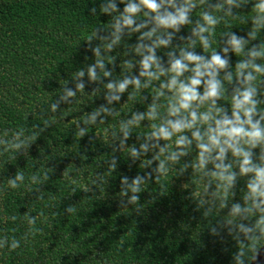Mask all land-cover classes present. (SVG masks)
<instances>
[{
    "label": "trees",
    "instance_id": "16d2710c",
    "mask_svg": "<svg viewBox=\"0 0 264 264\" xmlns=\"http://www.w3.org/2000/svg\"><path fill=\"white\" fill-rule=\"evenodd\" d=\"M108 2L0 0V241H4L0 264H235L237 243L226 227H220V222L233 204H244L247 178L238 177L227 197V208L220 209L217 198L212 214L204 216L208 205L197 209L196 202L190 198L191 187L188 191L182 187L184 183L202 187L204 181L191 168L180 173L186 161L195 159L194 144L192 152L174 165L175 171L144 186L139 193L140 212L133 205L119 206L121 199L127 200L120 196L122 177L127 176L131 183L138 174L143 176L150 171L141 169L140 164L144 159H151L154 153L149 151L133 161L126 151L113 154L112 148L101 142V137L106 129L109 140L112 131L121 136L119 124L131 119L133 113L146 112L154 92L152 88L142 89L129 99V94L134 92L130 86L119 102L108 105L104 85L129 75L121 68L124 60L139 61L140 57L131 48L137 44L140 33L129 35L125 30L120 44L111 53L101 51L102 57H116L114 64L105 63V71L113 73L111 77L92 83L85 75L84 92H78L68 103L61 102L56 112L51 111V105L59 100L65 87L75 90L74 74L81 69L86 73L87 67L96 61L87 38L98 28L104 29L101 34H107L112 30L109 25L114 22V16L123 12L125 4L114 0L118 12L102 13L101 8ZM237 2L241 6H232V15H224L227 4L224 11L214 12L220 22L210 36L211 49L205 52L197 41L194 49L197 54L210 58L211 50L215 49L224 55L226 33L249 40L245 53L253 45L264 43V29L256 30L255 39L248 37L254 27L252 18L257 15L253 6L258 0ZM218 3L224 0H207L205 5L198 6L190 14L191 24L181 28L169 49H158L157 56L166 64V53L183 46L186 41L180 38L191 36L196 23L202 22L200 13L213 11L212 5ZM142 19L141 14L137 22ZM99 44V40H92L93 46ZM227 56L229 71L233 73L239 60L249 58L232 51ZM256 63L264 65V59H257ZM130 75H139L138 64ZM154 87L159 88V82H154ZM225 88L226 96L218 103L229 109L230 115L232 85L225 81ZM260 88L264 92V84ZM94 89H99L95 95ZM160 103L166 106L167 101L162 98ZM101 106H109L119 115L98 118L95 125L88 126L87 135L77 138V128L71 121ZM260 107L264 108V104ZM165 111L166 107L160 109L161 116ZM100 119L105 122L101 124ZM46 120L54 123L45 127ZM154 122L159 123V119ZM154 122L144 120L133 128L125 148L135 145L139 149ZM80 127L85 125L81 123ZM36 133H39L36 139L30 140ZM13 143H22V147L14 149ZM164 143L160 141L161 146ZM114 144L118 145L119 139ZM259 151V148L254 150L257 155ZM84 156L87 159H82ZM112 158L116 160V168L110 171ZM156 166L153 163L151 168ZM18 172L25 178L18 188L12 189L7 182L15 179ZM65 173L76 182H70ZM84 185L91 191L84 192ZM215 191L214 182L208 196L210 203L211 193ZM69 205L77 208L75 214L65 212ZM26 217H35L36 224L29 225ZM213 227L219 235L211 234ZM33 228L37 230L35 235ZM13 239L20 241V246L10 251ZM263 245L264 239H261L258 249ZM245 264H251L247 256Z\"/></svg>",
    "mask_w": 264,
    "mask_h": 264
},
{
    "label": "clouds",
    "instance_id": "9594fccd",
    "mask_svg": "<svg viewBox=\"0 0 264 264\" xmlns=\"http://www.w3.org/2000/svg\"><path fill=\"white\" fill-rule=\"evenodd\" d=\"M120 2L125 4V7L122 13L114 16V22L109 25L112 30L107 34H101L104 29L98 28L87 38L89 50L96 57L95 63L87 67L86 73L81 69L74 74L75 90L65 87L59 100L51 105V111L56 112L61 102L68 103L78 92H84L85 75L92 83L101 81L102 77H111L113 73L105 71V63L114 64L116 57L110 55L102 57L101 51L111 53L114 47L120 44L125 30L129 35L140 33L137 44L131 48V51L140 57L139 61L124 60L121 68L129 75L104 85L107 90L105 99L108 105L119 102L122 94L130 86L134 92L129 94V99L142 89L152 88L154 92L146 112L133 113L131 119L119 124L121 136L118 137L117 133L112 131V139L109 140L106 129L105 135L101 137V142L111 147L113 154L126 151L133 161L140 159L149 151L154 153L151 159H144L140 164L141 169H151L150 171H146L143 176L138 174L131 183L127 176L122 177L120 196L127 197V200L121 199L119 206L127 208L133 205L136 211L140 212L139 193L143 191L144 186L150 181H159L175 171L174 165L192 152L194 144L195 159L186 161L180 173L183 174L191 168L193 174L200 176L204 181L202 187H192L189 183L182 185L185 191L191 187L190 198L196 202L197 209L208 205L203 213L204 216L212 214L217 198H219V208H227V197L235 187L238 177L247 178L244 204H233L227 217L220 222V227H226L228 234L237 243L235 264H245L246 256L249 262L254 261L259 254L257 244L264 239V108L260 107L264 104V99H261L264 92L260 88V85L264 84V65L256 63L257 59H264V43L253 45L245 53L249 40L234 33H226L228 39L222 49L224 55L215 49L211 50L210 58L195 52L197 41L205 52L211 49L210 36L220 22L214 12L224 11V5L227 4L229 7L224 11V15L228 16L232 15V6L237 8L241 6L237 0H224V3L212 5L213 11L200 13L202 22L196 23L191 36L180 38L186 41L183 46L178 49L172 48L166 53L165 64L163 58L157 56V50L169 49L173 38L181 28L191 24L190 14L198 6L205 5L207 0H135V2L120 0ZM253 7L257 15L252 18L254 27L248 33L250 39H255L257 29H264V0H258ZM91 12L94 14L96 9L93 7ZM101 12L117 13L114 0H109L107 6L101 8ZM141 14L143 19L138 23L137 18ZM93 39L99 40L100 44L93 46ZM229 51L237 56L249 57L236 63L234 73L229 71L230 63L227 56ZM124 55L127 56L128 52ZM137 64L139 75H130ZM222 72L223 78H221ZM225 81L232 85L230 115L229 109L218 103L227 93ZM154 82H159V88L154 87ZM98 91L99 89H94L92 94L95 95ZM162 98L167 101L166 106L160 103ZM165 107L166 111L161 116L160 109ZM118 115L115 109L101 106L91 114L72 120L71 123L77 128L76 137L83 138L90 131L88 126L95 125L98 118ZM158 119L159 123H155L154 121ZM144 120L154 122L150 124L151 132L144 137L139 149L135 145L125 148L132 129L139 127ZM104 122V119H100L101 124ZM50 123L54 121L46 120L45 127ZM81 123L85 127L81 128ZM37 135L39 133L30 137V140H35ZM117 139L119 144L115 145L114 141ZM160 141L165 142L163 146ZM26 143L27 141L24 142ZM11 147L20 149L22 143H13ZM257 148L260 149L258 155L254 152ZM82 159L87 157L84 156ZM153 163L157 165L154 169L151 168ZM115 168L116 160L112 158L109 169L111 171ZM237 168L238 172L235 170ZM65 174L70 182H76L68 173ZM24 178V174L18 172L15 179L7 182L8 187L18 188L19 182ZM43 178L45 180L48 178L47 173ZM32 180L36 182V176H33ZM214 182L217 191L211 193L210 203L208 196ZM83 191L88 193L91 189L84 185ZM221 192L222 196H220ZM65 212L72 215L77 212V208L69 205ZM26 219L29 225L36 224L35 217H26ZM36 231L33 228L32 234L35 235ZM211 234L219 235L216 227L211 228ZM19 246L20 241L13 239L10 251L16 250ZM3 247L4 241H0V249Z\"/></svg>",
    "mask_w": 264,
    "mask_h": 264
},
{
    "label": "water",
    "instance_id": "95a60500",
    "mask_svg": "<svg viewBox=\"0 0 264 264\" xmlns=\"http://www.w3.org/2000/svg\"><path fill=\"white\" fill-rule=\"evenodd\" d=\"M251 264H264V245L260 248L256 259L251 261Z\"/></svg>",
    "mask_w": 264,
    "mask_h": 264
}]
</instances>
